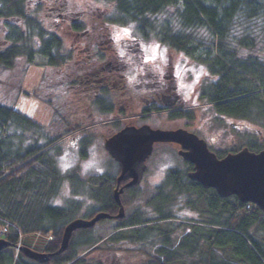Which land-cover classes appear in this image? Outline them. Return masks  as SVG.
<instances>
[{"label":"trees","instance_id":"trees-1","mask_svg":"<svg viewBox=\"0 0 264 264\" xmlns=\"http://www.w3.org/2000/svg\"><path fill=\"white\" fill-rule=\"evenodd\" d=\"M30 1L0 0V28L6 43L0 42V68L13 69L21 56L29 64L41 56L47 65L64 67L72 58L64 51L65 38L76 40L70 30L94 31L87 27L92 21H69L67 14L56 10L63 17L56 16L54 25L45 26L39 16L44 6L31 11ZM89 1L116 5L115 15L103 14L102 27L134 21L143 41L158 40L169 50L207 65L217 79L203 81L200 97L214 114L264 126V90H259L264 89V60L259 55H242L243 49L264 43V0ZM43 3L49 4L53 14L51 0ZM176 25L178 30H174ZM201 28L208 34L200 33ZM56 112L55 117L60 115ZM170 114L192 117L186 111ZM64 123L69 126L66 132L53 135L40 122L0 101V224L9 225L4 236L9 246L0 250V264H264V212L255 205L247 209L234 195L220 197L180 167L168 169L144 202L140 186L125 188L121 195L125 218L104 219L93 227L75 230L69 247L55 254L70 220L119 210L113 196L119 169L115 175L91 176L92 183L83 181L78 173L59 174L51 147L79 128ZM88 144L85 140L81 148L84 157ZM247 146L256 151L264 148ZM65 177L72 183L75 198L54 206L50 200L59 193ZM136 202L139 206L131 210ZM186 212L194 214L185 216ZM105 222L115 229L103 233L100 226ZM37 234L52 239H29ZM20 236L25 246L54 255L46 263L22 252L15 258Z\"/></svg>","mask_w":264,"mask_h":264},{"label":"rangeland","instance_id":"rangeland-1","mask_svg":"<svg viewBox=\"0 0 264 264\" xmlns=\"http://www.w3.org/2000/svg\"><path fill=\"white\" fill-rule=\"evenodd\" d=\"M43 1L44 0H31L29 3V9L34 11L37 7H40L41 5L44 6L39 9V16L44 21L45 26L55 24L57 15L55 14V11L58 10V12L61 11L62 13L67 14L69 21L72 18L81 20L89 19L92 21V24L88 21L87 27H94L95 32L103 34L110 32L108 26L102 27L105 25L102 21V16L103 14L108 13L107 6L111 4H94L89 0H51V3L54 5H51L50 3V6H52V8L55 7L53 15L50 14L52 12L51 9L47 7L49 4L45 6ZM53 17L55 19H53ZM100 24L101 26H96ZM1 25L2 23H0V26ZM73 33L74 32L70 30L69 35H73V37L76 38ZM2 40L3 29L1 27L0 42ZM72 41V36H67L65 38V47H67L65 48L66 50H69L68 48L71 46ZM79 43L78 47L81 48V46H83V44H81V40H79ZM103 43L109 44V41H105ZM260 44V46L254 49H243L244 51L242 55L245 57L259 55L264 60V43L261 42ZM2 45H6V43L2 41ZM171 54L174 66L177 63H183L184 58H189L192 62L199 63L196 59H193L184 53L171 52L169 49L168 61L171 58ZM199 56H203V54L201 53ZM46 62L47 61L45 59L38 56L35 59V64H29L26 58L21 56L17 59L16 65L13 69L3 70L0 68V101L7 105L15 106L22 113L40 122L44 126V130L47 129L53 135L66 132L68 129L66 126L68 125L64 122L69 123L71 126H74L72 124L79 126L78 129L81 128L79 131H75L64 136L62 141L57 142L53 147H51V154L53 150H55L56 153H59L61 150V143L67 137L77 133H83L84 138L81 140L82 146H80L81 159L85 158L81 149L84 148L83 143L85 140H89L86 150L93 140L98 141L102 145L100 148V154L101 158L106 161V167L108 169L104 174H102V176L109 174L115 175L118 169L116 162H114L104 147L105 138L112 135L113 132L118 131V129H121L120 127L128 124L140 126L146 123L154 128L166 129L179 127L186 128L195 132L199 137L205 139L212 151H216L221 154H225L226 152L232 150H239L240 148L250 144H258L259 146L264 147V126L255 125L247 120H234L227 116L221 117L214 114L211 105L208 104L207 100L198 96L199 93L201 95L203 81H201L200 87L196 88L195 91L186 90L183 99H181L182 104L179 103L176 104V106L171 107L173 110L165 108L161 109L164 110L163 113H156L149 116L143 115V109L145 108V95H143L144 93L138 94L133 102L132 100L129 101L130 108H125L120 112L116 111V113H113L116 114L114 117L118 120L104 124V121H108L112 118V116L98 114L97 111L92 114L91 112H94L93 109L84 114V109L88 106V103L83 100H79V97L74 94L73 89L68 96L63 94L57 95L56 90L59 91L57 89L58 87H66V84L60 85L59 82L64 79V76L70 73L72 70L71 67L66 65L62 69L58 70L53 66L47 65ZM166 81L167 85L172 87L169 94H176V88L173 87L175 86V80ZM259 90L263 91L264 89L260 88ZM56 111L60 114L57 117H55L57 113ZM176 111L189 112L192 114V117L185 115L174 117L170 114L171 112ZM92 123H94L93 126L90 125ZM28 135L32 136L33 134L29 133ZM177 147L178 146L176 144L162 143L155 145L152 155L147 160V169L140 184V189L142 190L141 201L143 200L144 202L153 195L156 186L163 181L168 169L172 167H180L186 172L190 171L188 170V163L177 154ZM71 173H78V176L86 182H90L89 178L91 176H96L89 175L87 178H82L79 175L78 167L70 170L64 176H69ZM157 177H159V179H157ZM64 181L70 184L71 191L73 192L72 183L67 180L66 177ZM67 201L68 200H66L63 205H66ZM138 206L139 204L136 202L131 207V210L136 209ZM86 207L87 204L83 207L80 213H83ZM192 214L194 213L186 212L185 216H190ZM115 227L116 226L114 224L105 222L100 226V229L103 233H109L113 231ZM0 238H3V235H0ZM29 239L31 241L33 240V242H41L43 240H51L52 237H42L41 235L40 237H30ZM23 244L24 242L21 243V246H24ZM140 258L138 257L139 260L137 262H141Z\"/></svg>","mask_w":264,"mask_h":264},{"label":"water","instance_id":"water-1","mask_svg":"<svg viewBox=\"0 0 264 264\" xmlns=\"http://www.w3.org/2000/svg\"><path fill=\"white\" fill-rule=\"evenodd\" d=\"M156 143H174L180 147L179 155L193 165V170L188 173L192 180L198 181L205 188L214 189L220 197L234 195L240 202H251L264 212V149L256 151L245 146L239 151L219 157L210 150L205 139L185 128L163 129L148 124H128L104 142L105 149L120 167L113 192L119 205L118 212L110 214L100 211L92 218L76 217L70 220L64 228L60 248L55 254L69 247L75 230L93 227L104 219L125 218L126 208L121 195L125 188L142 182L147 160ZM7 246L9 242L0 238V250ZM21 250L26 257L40 263L48 262L54 255L28 246H23Z\"/></svg>","mask_w":264,"mask_h":264},{"label":"flooded vegetation","instance_id":"flooded-vegetation-1","mask_svg":"<svg viewBox=\"0 0 264 264\" xmlns=\"http://www.w3.org/2000/svg\"><path fill=\"white\" fill-rule=\"evenodd\" d=\"M56 16L63 17V14L58 13ZM73 34L76 36V40L71 43V46L68 48L69 50L65 49L67 47L64 48L65 53H69L72 57L64 67L66 65L70 66L72 70L70 69V73L59 82L60 85L66 84V87H58L59 91L56 90V93L57 95L63 94L68 96L73 89L74 94L79 97V100L88 103V106L84 109V114L93 109L94 112H91L92 114L97 111L98 114L112 116L108 121H104V124L114 122L118 119H115L114 116L116 114L113 113L130 108L129 101L132 100L133 102L138 95L127 87L125 80V76L131 75L132 70L131 68H126L122 59L117 55L110 32L103 34L93 30L92 32L91 30H83L74 32ZM79 40L83 44L81 48L78 47L80 44ZM105 41H109V44H104L103 42ZM121 46L126 49L128 54L135 56L137 63L142 61L143 53L141 51L140 40H125L121 42ZM169 51L176 52L173 50ZM170 56L168 74L165 80H174L172 73L175 66L172 61V54ZM55 68L60 70L63 67ZM149 78L152 80V83L147 85L143 94L145 95L143 115L149 116L163 113L164 110L161 109L170 108V110H173L171 107L179 103L182 104V100L177 94H169L170 89H172L171 86L159 84L155 76H150ZM198 96L200 97V93ZM90 125L93 126L94 123ZM66 127L69 128V126ZM177 149L179 150L180 147L178 146ZM188 167L193 168V165L189 164Z\"/></svg>","mask_w":264,"mask_h":264},{"label":"clouds","instance_id":"clouds-1","mask_svg":"<svg viewBox=\"0 0 264 264\" xmlns=\"http://www.w3.org/2000/svg\"><path fill=\"white\" fill-rule=\"evenodd\" d=\"M108 14L115 15L117 13L116 5L113 3L107 6ZM113 44L116 48L117 55L122 59L126 68H131L132 74L126 75L125 80L127 87L136 94H143L147 85L152 83L150 76H155L156 81L166 86L165 77L168 74V45L158 40L149 39L143 41V38L136 32V23L129 21L127 24L108 25ZM176 25L174 30H178ZM200 33L207 35V30L199 29ZM125 40H140L142 61L136 62L134 55L128 54L126 49L121 46V42ZM175 80L176 94L183 99L185 91H195L200 87L201 81L214 82L217 77L210 74L207 65L192 62L189 58H184L183 63H177L172 73ZM207 78V79H205ZM84 134L77 133L67 137L61 143V150L56 153L52 151L55 160V166L61 176L66 175L70 170L79 168V175L87 178L89 175H102L108 169L106 161L101 158V143L93 140L87 147V155L81 159L80 146ZM159 179V177H157ZM75 198L69 183L64 182L61 185V191L56 198L50 200L54 206H61L68 199ZM181 203L183 198H180ZM175 210V208H174Z\"/></svg>","mask_w":264,"mask_h":264},{"label":"built area","instance_id":"built-area-1","mask_svg":"<svg viewBox=\"0 0 264 264\" xmlns=\"http://www.w3.org/2000/svg\"><path fill=\"white\" fill-rule=\"evenodd\" d=\"M248 208H250V205L247 206ZM9 232V228L8 226H0V235L6 234ZM21 246V241L18 244V248L17 251L19 250V247Z\"/></svg>","mask_w":264,"mask_h":264}]
</instances>
